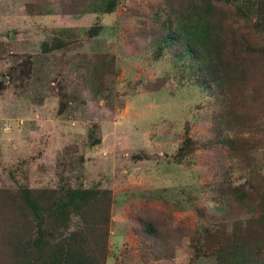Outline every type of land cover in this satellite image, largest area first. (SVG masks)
Segmentation results:
<instances>
[{"label": "rangeland", "instance_id": "obj_1", "mask_svg": "<svg viewBox=\"0 0 264 264\" xmlns=\"http://www.w3.org/2000/svg\"><path fill=\"white\" fill-rule=\"evenodd\" d=\"M59 1L0 0V189L109 190L105 264H191V237L223 221L227 182L243 184L253 167L213 143L225 96L191 85L173 52L155 59L154 33L175 0H118L106 14L103 0L82 15L26 12ZM233 23L252 43L246 19ZM53 38L64 47L43 53ZM257 98L245 103L257 124L249 137L264 158V92ZM187 133L191 152L178 162ZM147 222L165 246L160 260L142 250ZM198 264L216 263L207 256Z\"/></svg>", "mask_w": 264, "mask_h": 264}, {"label": "trees", "instance_id": "obj_2", "mask_svg": "<svg viewBox=\"0 0 264 264\" xmlns=\"http://www.w3.org/2000/svg\"><path fill=\"white\" fill-rule=\"evenodd\" d=\"M98 1L102 0H60L61 8L50 2L26 12L82 15ZM103 1L101 12H114L118 0ZM170 5L171 19L154 33L155 59L165 50L173 52L182 70L189 69L191 85L210 95L218 91L217 99L220 93L225 96L224 106L215 112L213 143L226 148L243 168L253 163L246 166L243 184L227 182L223 221L203 226L191 237L192 242L198 239L190 263L209 256L216 264H264V158L249 137L257 124L245 103V98L253 96L255 102L264 92V0H175ZM235 15L246 19L252 43L241 35L247 28L234 26ZM98 29L99 25L92 28L93 36ZM63 47L62 40L53 38L42 43L41 50L47 54ZM88 143H99L93 132ZM191 145L187 133L174 155L178 162L191 152ZM238 168L233 167V174ZM111 198L109 190L98 188L0 189V248L6 258L0 264H105ZM140 235L142 250L160 260L157 251L165 246L154 224L147 222Z\"/></svg>", "mask_w": 264, "mask_h": 264}]
</instances>
